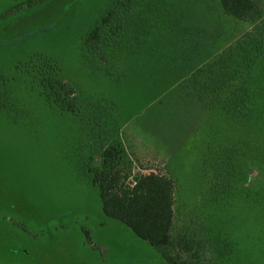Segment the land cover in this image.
Instances as JSON below:
<instances>
[{"label": "rangeland", "instance_id": "374dc122", "mask_svg": "<svg viewBox=\"0 0 264 264\" xmlns=\"http://www.w3.org/2000/svg\"><path fill=\"white\" fill-rule=\"evenodd\" d=\"M113 1L0 0V264H170L103 212L92 176L106 139L135 171L175 177V234L214 228L235 243L234 264H264V211L236 193L243 186L211 202L212 138L231 146L246 133L193 84L250 24L219 0H140L104 63L85 42ZM52 68L76 88L75 110L43 94L40 70Z\"/></svg>", "mask_w": 264, "mask_h": 264}, {"label": "trees", "instance_id": "16d2710c", "mask_svg": "<svg viewBox=\"0 0 264 264\" xmlns=\"http://www.w3.org/2000/svg\"><path fill=\"white\" fill-rule=\"evenodd\" d=\"M139 1L114 0L97 21L85 42L95 60L108 63L114 57L129 26V15L137 10ZM219 1L225 12L250 26L239 37L242 45L232 48L228 57L219 54L209 67L200 68L193 82L198 91L195 96L204 107H211L235 126L241 125L246 140L226 146L212 138L216 147L209 146L213 170L208 177L211 202H221L224 192L229 195L233 193V185H241L243 189L236 193L248 199L250 207L264 211V68L262 72L256 71L258 60L264 58V2ZM39 78L48 100L75 110L76 88L57 69H41ZM251 119L256 120L252 139L248 132ZM125 150L121 142L113 139L104 140L99 149L101 163L94 170L92 183L99 189L103 212L160 249L170 264H203V258L207 259L206 264H234L230 250L235 243L222 236V231L215 233L213 228L205 237L185 231L175 234L178 188L175 177L164 171H135L133 159Z\"/></svg>", "mask_w": 264, "mask_h": 264}]
</instances>
